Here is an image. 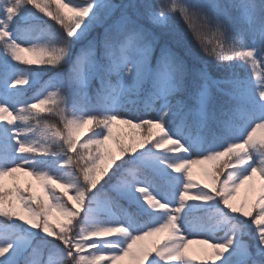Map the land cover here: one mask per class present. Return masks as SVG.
Segmentation results:
<instances>
[{"label": "snow or ice", "instance_id": "obj_1", "mask_svg": "<svg viewBox=\"0 0 264 264\" xmlns=\"http://www.w3.org/2000/svg\"><path fill=\"white\" fill-rule=\"evenodd\" d=\"M0 264H264V0H0Z\"/></svg>", "mask_w": 264, "mask_h": 264}, {"label": "rangeland", "instance_id": "obj_2", "mask_svg": "<svg viewBox=\"0 0 264 264\" xmlns=\"http://www.w3.org/2000/svg\"><path fill=\"white\" fill-rule=\"evenodd\" d=\"M210 167L211 166H207V165H205V166H194L193 172H194L195 178L198 179V180H200L201 183L206 182L205 181V176H204V170L206 168H209L210 169ZM244 195H245V190L242 189L241 190V193H240V197L243 198ZM199 247H200L199 245H192V248L193 249H198Z\"/></svg>", "mask_w": 264, "mask_h": 264}, {"label": "trees", "instance_id": "obj_3", "mask_svg": "<svg viewBox=\"0 0 264 264\" xmlns=\"http://www.w3.org/2000/svg\"><path fill=\"white\" fill-rule=\"evenodd\" d=\"M23 56H25V58H29V59H32L33 57L28 54V53H22ZM44 79H47V77H44Z\"/></svg>", "mask_w": 264, "mask_h": 264}]
</instances>
